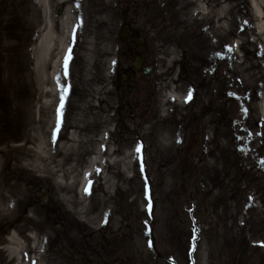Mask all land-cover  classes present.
Returning a JSON list of instances; mask_svg holds the SVG:
<instances>
[{
    "label": "rangeland",
    "instance_id": "374dc122",
    "mask_svg": "<svg viewBox=\"0 0 264 264\" xmlns=\"http://www.w3.org/2000/svg\"><path fill=\"white\" fill-rule=\"evenodd\" d=\"M111 1L107 37L97 29L73 45L60 123L81 116L84 144L61 161L24 123L32 110L39 127L49 97L34 70V33L27 36L16 9L6 14L8 0H0V264H16L20 246L30 248L20 264H264L263 41L248 59L260 60L258 69L240 75L233 66L244 60L241 47L199 70L188 35L179 36L169 73L154 39L161 25L152 28L160 19L149 13L173 11L177 0ZM252 3L264 9L242 0L239 20L250 25ZM124 24L131 42L142 39L129 56L118 40ZM137 55L152 73L121 80ZM173 89L182 103L168 98ZM166 125L180 132L170 152L158 144ZM104 132L114 152L93 168Z\"/></svg>",
    "mask_w": 264,
    "mask_h": 264
},
{
    "label": "bare ground",
    "instance_id": "6f19581e",
    "mask_svg": "<svg viewBox=\"0 0 264 264\" xmlns=\"http://www.w3.org/2000/svg\"><path fill=\"white\" fill-rule=\"evenodd\" d=\"M89 1L91 6L87 8L84 7V0H8L5 7L6 14H11L12 10L16 9V16L22 21L27 36L33 32L36 37L30 49L33 54L34 70L37 73L38 85L44 86L43 97H49L45 100L47 108L39 110L42 120L39 127L36 122L33 123L32 110L27 111L24 123L30 127L34 125L35 129L39 130L44 137L43 143L39 145L56 150L52 153L54 159L63 155L59 158L61 161H66L67 157L64 156L71 145L84 144L80 139V133L84 128V119L81 116L79 119H74L69 127L60 123L65 104L68 103V63L65 67V62L71 56L73 45L76 42L82 43L87 37L94 35L97 29L101 30L106 38L108 35L106 33H109L111 29L110 23L116 16L111 7V0H104L103 3L101 0ZM239 1L241 4L235 6V3ZM256 1L264 6V0ZM53 4L63 5L62 13L57 17L53 15ZM175 5L176 8L173 11L153 10L149 13L153 15L152 17L160 19L152 28L161 25L157 31L158 36H154V39L164 46L165 56L162 59L169 73L176 63L174 40L176 41L182 35H188L190 39L187 51L199 70L207 65H213L218 57H225V53L236 51L240 47L244 51V60L239 58L233 66L236 73L242 75L258 69L260 60L251 64L248 59L258 55L259 43L263 41L264 44V9L252 3L250 9L252 22L255 24L250 25L248 18L244 21L239 20V17L245 14L242 0H177ZM163 22L165 23L162 24ZM181 26L185 27L184 33L178 31ZM169 63L173 64V67ZM47 82H49L48 86H46ZM176 92L175 89L170 91L171 96L174 97H172L173 100L182 103L181 95L179 96ZM33 93L35 95V92ZM261 106L264 116V101ZM14 112L18 115L19 109H15ZM79 112L83 113L82 110ZM20 113L22 114V111ZM88 123L92 125V122ZM158 133L159 149L170 152L174 144L173 139L175 136H180V132L174 125H166ZM106 136L107 133L95 139L96 157L91 162L93 168L101 163L105 154L114 152L110 143L105 140ZM27 142L29 143V139H26ZM39 145L36 144L38 147ZM92 176L95 177V174L92 173ZM87 184L88 181L84 182L83 186ZM18 250L16 264H20L18 262L20 256L24 257L28 254L30 248L20 246ZM36 259L28 258L26 264H34Z\"/></svg>",
    "mask_w": 264,
    "mask_h": 264
},
{
    "label": "water",
    "instance_id": "95a60500",
    "mask_svg": "<svg viewBox=\"0 0 264 264\" xmlns=\"http://www.w3.org/2000/svg\"><path fill=\"white\" fill-rule=\"evenodd\" d=\"M125 35H126V29L123 31V33H122V35H121V38L122 39H124L125 38ZM137 44H139V42H137ZM139 62L141 63L142 62V60H139ZM134 68L137 70V71H139V68H137L135 65H134ZM149 72H150V69H145L144 70V74H149ZM126 79V78H125Z\"/></svg>",
    "mask_w": 264,
    "mask_h": 264
},
{
    "label": "snow or ice",
    "instance_id": "6c2138e0",
    "mask_svg": "<svg viewBox=\"0 0 264 264\" xmlns=\"http://www.w3.org/2000/svg\"><path fill=\"white\" fill-rule=\"evenodd\" d=\"M65 67H67V61L65 62ZM190 95H191V94L189 93V97H190ZM138 150H139V149H138ZM90 183H91V182H89V185L86 186L85 189H84L86 194L89 193ZM149 246H150V247L152 246V245H151V242L149 243ZM262 246H264V245H262Z\"/></svg>",
    "mask_w": 264,
    "mask_h": 264
}]
</instances>
